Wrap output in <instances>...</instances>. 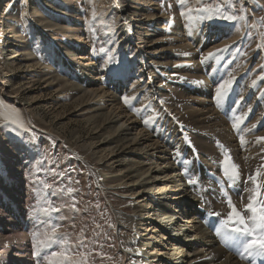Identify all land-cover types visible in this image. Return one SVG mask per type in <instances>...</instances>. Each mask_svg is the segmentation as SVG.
Masks as SVG:
<instances>
[{
  "label": "rangeland",
  "instance_id": "1",
  "mask_svg": "<svg viewBox=\"0 0 264 264\" xmlns=\"http://www.w3.org/2000/svg\"><path fill=\"white\" fill-rule=\"evenodd\" d=\"M0 1L3 5L0 8V20L4 15L8 16L7 18L11 19L7 23L8 28H16L15 33L13 31L9 34L8 31L4 32L5 30L0 29V172H5V174L1 173L2 175H0V185L2 186V183L5 185L6 178L9 175L8 172L13 168L11 163L17 161L16 158L18 157L20 164L17 165L18 173H20L19 179L23 181L22 192L28 193L19 197L18 204H20V208H23L21 215L10 216V218L18 221L21 216H25L28 221L34 222L33 228L37 229L33 231L27 229L28 235L34 239L33 243L35 244H33L34 248L31 250L34 251L33 259L37 260L33 264H37L36 261L38 264H61L63 257L60 255L54 256L53 253L62 252L69 257L80 260V264H83V258L79 257L78 253L84 254L87 258V264H139L137 263L138 258L131 252L134 244L133 239L135 238L134 226L127 223L126 219L114 215L116 212L122 215L128 213L132 216L134 215L132 210L134 207L128 203L126 204L118 194H115L120 192H115L113 189L101 191L98 185L100 180L97 184L92 176V171L110 173L109 171L112 170L107 171L106 168H103L104 164H99L97 160L92 159L91 154L87 153L89 148L84 147L83 140L87 137L85 119L88 118L89 113L86 110L78 112L80 106L74 107L73 100H71L73 95L66 93L60 87L58 88L61 81L69 77L70 74L67 66L63 63L60 52L65 45H75V42H79L78 37L82 33L80 36H82L84 45L87 47L91 62L96 64L98 69L108 65L114 72L121 74L128 72L127 80H123V83H125L123 89L131 92L133 96L131 94L122 96L123 99L127 97L129 100L124 105V111L132 119H135L152 139L158 140L162 131L167 129L166 134L173 141L175 138L171 134L169 135V128L175 122L186 125L185 122L180 121L181 113L179 111L183 112V108L180 107L179 103L173 102L180 113V115H176V112L174 113L171 109L174 106L167 107V103L164 104V107H161L160 104L149 107L151 97L148 96L155 93L154 89L160 80L162 81L160 84L162 87L159 86L158 89H162L166 85L167 78V81H171V83L175 80H177V83L181 81L175 79L177 74H175L176 76L173 75L172 68L182 69V72L188 75L192 74V71H188L186 68L188 65L186 61L180 60L179 63L178 58H174L176 61L164 60L170 61V65L162 66L163 68L145 61L146 64L143 62L144 64L142 63L140 70L138 65L141 62H137L136 58L139 44L134 41V43L131 42L132 45L129 48L119 49L122 17L117 13V6L120 3L133 8H143L145 4L148 5L144 8L147 7L149 17L158 19L156 20L158 21V28L151 26L147 30H149L148 33H152L154 30L158 31L160 35L162 34L160 41L175 35L173 25L180 24L182 29H185L186 26L189 29L201 17L209 15L207 12L197 13L195 11L197 8L215 9L219 5L221 11L225 14L236 16L237 19L234 21L225 20L219 15H213L211 19H204L202 27L206 28L208 34L196 39L194 42L196 46L193 49L197 54L196 65L202 74L211 79L212 76H217L218 71H223L221 84L225 81H231V87L226 95L229 97L228 103L231 104L232 110L234 105L237 107L235 114L238 117L241 105H245L246 116L249 112L257 114L264 105V0H201L199 4H196L195 0H186L183 5L180 0H105V2L102 0H66L67 3H63L61 0ZM123 9L124 22L128 25L132 24L130 20L133 17L126 12V7ZM189 9H193V11L189 13ZM182 13H185V15H182ZM189 15L192 16V19H189ZM241 16L244 18L240 19ZM42 19H45L46 23H44L47 25L59 23V27L64 25V28H58L57 26L56 30H50V28L45 30L40 27ZM227 23L230 24L228 28L224 26ZM216 28L218 32H216ZM221 30H225L223 34L219 32ZM144 31L146 29H138L140 34H143ZM77 33V38L69 37L76 36ZM211 33L214 35L217 33L218 37H221V35L224 37L217 41L213 38L212 45L202 48L205 41L201 40L206 39ZM136 35L133 36L134 39ZM161 46H166V43L161 41L159 44L150 46V48L155 51L159 50ZM10 47L19 51L17 62L22 63L20 71L12 72V70L11 73L8 72L5 65V56ZM209 53L214 55L209 56ZM157 55H160V53ZM30 59L36 60L38 65L29 67L28 62ZM4 70L6 75H4ZM142 74L144 76L140 79L139 75ZM148 74L152 78L150 87L148 83L145 84L148 81L146 80ZM42 79L51 80L53 84L46 87L47 83ZM8 80H13L12 85L15 84V87L5 90L4 83ZM108 82V80L104 81L105 85L102 83L104 89ZM243 82H250V85L256 86V92L251 89L254 92L255 99H257L254 108L250 107L248 102L249 89H243V86L240 85H243ZM235 86L238 87L235 88ZM110 88L106 87L105 90H110ZM242 90L246 92L244 97L239 99ZM172 92L170 93L172 94ZM16 95H21V98H15ZM157 95L159 97L158 93ZM22 98H29L31 101H35V104L31 108L28 106V109H24L21 102ZM164 99L168 100V98ZM166 114L168 117H166ZM222 114L220 115L224 118L225 115ZM177 117L179 118L177 119ZM229 118H231V112H229ZM13 119H18V123H13ZM226 123L232 129V122ZM259 123H261V127L264 125L262 121ZM227 124L225 125L227 126ZM261 129L254 126L253 131L258 134ZM186 131L189 130L186 129ZM246 131H250V129L243 132L246 133ZM195 132H193L194 135L190 132L192 134V136L190 135L191 140L197 134L200 133L201 135L203 133L199 130ZM209 141L215 146L212 147L215 150L214 153H216V157L213 158L216 165L206 166L204 162L199 160L198 154L195 155V158H193V155H188L181 162L187 163L194 160L198 169L203 168L205 174L204 168L207 167L215 176L227 178L224 175V167H226L225 165L231 167L234 164L232 161L234 159L232 146H226L219 138L217 140L212 137ZM194 144L191 146L196 149L198 145L197 143ZM167 150L178 153L176 149L167 148ZM218 156L220 159H218ZM7 160H9V163ZM177 161L178 159L172 163ZM195 165H188L181 169L183 175L188 176L183 179L184 182L182 181V183L194 187V191L197 190L201 193L199 197L201 202L199 203V211L201 212L204 207H202L203 195L200 189H205L208 185L204 174H190ZM218 169L221 170L219 173L217 172ZM243 176L239 173L241 197L245 189L241 188L240 182L244 181V188L247 182L243 179ZM105 180L104 188L114 184L109 178ZM212 188L215 191L217 189L216 186ZM164 197L162 201H165L167 196ZM237 198L240 197L235 196V199ZM147 202L144 201V204H147ZM175 204L178 207L177 210L183 208V203L178 204L177 202ZM212 204L217 205V202L213 199ZM111 209L115 212L113 213ZM240 211L244 213V207H241ZM212 219L215 220V218ZM53 228L57 230L55 234L52 233ZM50 236L53 237L52 241L48 240ZM37 253L39 254L37 255ZM181 261V258H176L174 263L181 264ZM183 264H186V262Z\"/></svg>",
  "mask_w": 264,
  "mask_h": 264
},
{
  "label": "bare ground",
  "instance_id": "2",
  "mask_svg": "<svg viewBox=\"0 0 264 264\" xmlns=\"http://www.w3.org/2000/svg\"><path fill=\"white\" fill-rule=\"evenodd\" d=\"M102 1L105 2V0ZM61 2L67 3L66 0H61ZM137 3L142 4L141 2ZM1 6L3 5L0 1V8ZM145 6L148 5L145 4ZM125 7L126 12L133 17L130 20L132 24L129 25L124 22L125 19L122 15L124 14L122 9ZM144 7L133 8L123 3L117 6V13L122 17L119 49L129 48L132 45L131 42L134 43L136 41L135 43L139 44L136 58L137 62H141L138 65L139 68L142 67V63L145 61L161 67L170 65V61L164 60L170 59L171 61H176L174 58H178L179 63L180 60L188 63L186 68L188 71H192V74H184L182 69H173L171 67L172 69H170L173 75L177 74V76L175 75V79L181 81L177 83V80H175L171 83V81H167V78L166 85L162 89H158L162 83L160 80L154 89L155 93H151L148 96L149 98L151 97L149 107H155L156 104L164 107L166 103L167 107L174 106L171 108L172 111L174 113L176 112V115H180L181 113L180 121L182 120L186 125L184 126L181 123L177 124L175 122L169 128V135L171 134L175 138L173 141L167 136V129L162 131L158 140L152 139L148 133H145L141 125L124 111L125 100L122 96L131 94V92L123 89V85H125L123 80H127L128 72H124V74L114 72L108 65L98 69L97 65L91 62L86 49L87 47L84 45L82 36H80L82 33L79 37L77 36L78 33L76 36H69L70 38L78 37L79 42H75V45H65L60 52L63 63L67 66L70 74L69 77L61 81V85L58 88L60 87L66 93L73 95L71 100H73L74 107L80 106L78 112L88 111L89 116L85 119L87 137L83 140L84 147L89 148L87 153L91 154L92 159L97 160L99 164H104L102 166L107 171L112 170L109 171L110 173L92 171V176L97 184L98 180H100V184L98 185L101 191L113 189L115 192H120L115 194H118L126 204L128 203L134 207L132 209L134 215L132 216L128 215V213L122 215L121 213H116L114 210L112 212H115V216L118 215L120 218L126 219L127 223L134 226L135 238L133 239V251L131 250V252L138 258L137 263L178 264L174 262L176 258H181V264L185 262L186 264H264V255L248 256L244 251L243 244H238L234 241H225L222 235L217 234L218 229L224 232L236 226L229 224L228 229L223 228V222L227 220V214L231 211L227 203L229 199L238 208L237 210L240 211L241 207L245 209V205L248 204V197L254 195L253 189H256V192L259 193L258 198H264V140L257 141V137H264V125L261 127V123H259L260 121L264 122V105L259 109L257 114L249 112L246 116V109H244L245 105L243 104L244 106L241 105V110L237 117L235 114L237 107L234 105L232 110L231 104L228 103L229 97L227 95L216 98L217 88L221 84L223 71H218L217 76L214 75L211 79H208L200 72V69L196 65L197 54L193 49L196 46V43H194L196 39L200 36L203 37L204 34H208L206 28L202 27L206 16L197 21L189 29L186 28L187 26L185 29H182L180 24L173 25L175 35L170 38L161 39V41L166 43V46H161L159 50L152 51L150 46L159 44L162 34L160 35L158 31L154 30L152 33H148V27L155 26L154 28H156L158 26V21H156L158 19L156 17H149L147 7ZM4 16L0 20V29L5 30L4 32L8 31V34L12 33L16 28H8L7 23L11 19L7 18L8 16ZM44 22L45 19H42L40 27L45 30L48 28L50 30H56L57 26L58 28H64V25L59 27V23L47 25ZM229 25L227 23L224 26L228 28ZM138 29H146V31L140 34ZM215 30L218 32L217 28ZM221 31L219 32L223 34L225 30ZM136 33L138 34L136 35ZM216 34L211 33L206 39L203 38L201 41L205 42L202 48L212 45L213 38L217 41L224 37L222 35L218 37ZM134 35H136L135 39L133 38ZM178 50L181 51L179 52ZM173 51L178 52L174 54ZM18 53L19 51L13 47H10V50L6 53L5 65L10 73L12 70V72H17L21 68L22 63L17 62V58L19 57ZM159 53L160 55H157ZM28 63L29 67L38 65V62L33 59H30ZM186 63L184 62V64ZM3 72L6 75L5 70ZM143 76V74L139 75L140 79ZM147 76L149 77V74ZM148 77L146 78L148 81L145 84L148 83L149 86L152 84V78ZM106 80L109 81L106 87H111L110 90H105L106 87L105 89L102 87V83ZM12 82L13 80H8L4 83L6 85H4L5 90L15 85H12ZM45 83H47L46 87L53 84L51 80H45ZM249 83L243 82V85H240L243 86V89H249H247L248 102L250 107L254 108V103L257 100L254 97L256 86H252ZM137 84L139 83L137 82ZM233 88L232 91L234 90ZM177 89L178 91H176ZM171 91H173L172 94L170 93ZM135 92L133 93L135 94ZM156 92L159 94V97L158 95L156 96ZM245 92V90L241 91L239 99L240 97H244ZM6 94L8 93L6 92ZM131 95L133 96V94ZM20 96L16 95L15 98H21ZM164 98H168V100ZM21 102L24 109H28V106L31 108L35 104V101H31L29 98H22ZM173 102L179 103L184 111L177 110ZM229 112H231V118H229ZM220 114L225 115V117L226 115L228 116L226 118L224 117V120ZM170 122L171 119L169 124ZM226 122H232V129L228 127ZM254 126H257L258 129L262 128L261 132L258 134L255 133L253 131ZM186 129L192 132V134L196 130L202 131L203 133L201 132V135L200 133L197 134L191 140L190 135L192 136V134L186 131ZM248 129L250 131L243 132ZM212 137L217 140L219 138L226 146H232L234 158L232 159L234 164H232L238 166V172L242 176L244 175L243 179L247 181L245 188L244 181L240 182L241 188L245 189L242 197L239 188V178L236 180L219 178L211 173L207 167L204 168L205 174L203 168L198 169L194 160L187 163L181 162L188 155H193V158H195V155L198 154L197 157L206 166L215 164L213 159L216 155L213 149L215 146L209 141ZM241 137L245 141L243 144L241 143ZM196 143L198 147L193 149L191 145H196ZM167 148L176 149L178 153L167 150ZM201 150L203 151L200 153L199 151ZM199 154L201 155L199 156ZM206 156L207 158L205 159ZM16 159L17 161L11 163L14 169L12 168L9 172L7 171L9 173L7 178L3 176L6 178L5 185L2 182V186L0 185V264H33L37 260L33 259L32 255L34 251L31 250L35 244L33 243L34 239L28 235L27 229L33 231L37 228H33L34 222L31 220L28 221L25 216H21L18 221L10 218V216L16 217L21 215L23 208H20V204H18L19 197L20 195L28 193L22 192L23 181L19 179L18 157ZM176 159L178 161L172 163ZM218 159H220L219 156ZM7 162L9 163V160ZM192 164L195 165V168L190 171V174H204L206 176V184L208 185L205 189H200L203 195L202 207H204V210L202 212L199 211V203H201L199 197L201 193L197 190L194 191V187L183 184V179L188 176L183 175L182 177L180 174L183 172L181 169ZM225 166L224 169H228L230 172L232 171L230 165ZM220 171L218 169L217 172L219 173ZM1 173L5 174L3 171L0 172V175H2ZM249 177H254L255 183ZM106 178L114 182L108 188H104ZM213 186L217 187L216 191L212 188ZM164 196L167 197L165 201H162ZM235 196H239L240 198L235 199ZM213 199L217 202V205L212 204ZM144 201H148L147 204H144ZM177 202L178 204L183 203L182 209L177 210L178 207L175 204ZM173 204L175 205L173 206ZM212 218H215L216 222ZM238 239L243 238L238 237ZM35 263L38 264L37 261Z\"/></svg>",
  "mask_w": 264,
  "mask_h": 264
},
{
  "label": "snow or ice",
  "instance_id": "3",
  "mask_svg": "<svg viewBox=\"0 0 264 264\" xmlns=\"http://www.w3.org/2000/svg\"><path fill=\"white\" fill-rule=\"evenodd\" d=\"M183 5L186 3V0H180ZM196 4L201 3V0H195ZM193 9H189V13H191ZM197 13L207 12L209 15L206 17L211 19L213 15H219L221 18L225 20H236L237 17L233 15H227L225 12H222L220 6L217 5L215 9H195ZM185 15V13H182ZM205 18V17H201ZM243 19L244 17H239ZM189 19H192V16L189 15ZM214 55L213 53H209V56ZM231 87V81H225L220 84L217 88V96L222 97L227 94V91ZM125 103H128L129 100L127 97L124 98ZM14 111V110H11ZM13 123H18V119H13ZM235 127V125H234ZM264 140V137H257V141ZM241 143H245L243 137H241ZM232 171L229 172L227 169L224 171V175L230 180H236L239 178L238 166L232 165ZM259 174V173H258ZM250 180H253L255 183L254 177H249ZM259 187V186H257ZM254 195H250L248 197V204L245 205L244 213L237 210L235 205L232 204L231 200L227 201L228 207L231 211L227 214V220L223 222V228L228 229V225H236L232 227L230 230L221 232V230H217L218 235H222L225 241H234L238 244L244 245V251L248 254V256L253 255H264V198H258L259 193L256 192V189L252 190ZM56 228L52 229V233H56ZM238 237H242L243 239H238ZM250 238V239H249ZM53 237H48L49 241H52ZM39 253H37L38 255ZM53 255H60L63 257L61 264H80V260L69 257L66 253H53ZM79 257L83 258V264H87V258L83 253L77 254ZM243 255V254H241Z\"/></svg>",
  "mask_w": 264,
  "mask_h": 264
}]
</instances>
